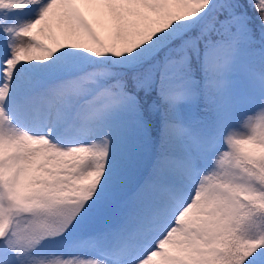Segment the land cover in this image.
Returning a JSON list of instances; mask_svg holds the SVG:
<instances>
[{
	"label": "snow or ice",
	"instance_id": "obj_1",
	"mask_svg": "<svg viewBox=\"0 0 264 264\" xmlns=\"http://www.w3.org/2000/svg\"><path fill=\"white\" fill-rule=\"evenodd\" d=\"M0 264H264V0H0Z\"/></svg>",
	"mask_w": 264,
	"mask_h": 264
}]
</instances>
